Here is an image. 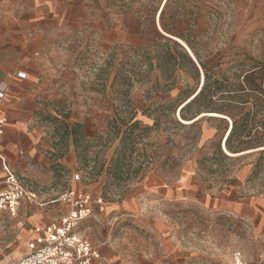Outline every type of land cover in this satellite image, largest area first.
Masks as SVG:
<instances>
[{
    "label": "rangeland",
    "instance_id": "rangeland-1",
    "mask_svg": "<svg viewBox=\"0 0 264 264\" xmlns=\"http://www.w3.org/2000/svg\"><path fill=\"white\" fill-rule=\"evenodd\" d=\"M32 1L0 0V43L9 41L7 31L18 42L17 21ZM47 1L76 30L55 34L71 96L39 115L43 166L17 174L36 199L22 202L16 215L0 213V264L24 258L34 226L64 214V206L45 204L71 188L107 205L80 232L115 264H234L236 254L244 264H264V0ZM118 37L98 49V41ZM164 39L193 55L198 74L185 67L168 81L160 77L154 55ZM203 87L185 113H198L195 120L163 110L180 93L185 100ZM124 93L135 120L150 130L130 158L139 172L116 183L107 170L120 142L108 136L112 119L127 110ZM63 122L84 126L86 165L71 138L62 142ZM235 122L230 155L223 144ZM187 173L200 184L197 194L175 189ZM150 177L174 187L171 195L147 186Z\"/></svg>",
    "mask_w": 264,
    "mask_h": 264
},
{
    "label": "crops",
    "instance_id": "crops-1",
    "mask_svg": "<svg viewBox=\"0 0 264 264\" xmlns=\"http://www.w3.org/2000/svg\"><path fill=\"white\" fill-rule=\"evenodd\" d=\"M33 1L31 5H25L21 18L17 21L19 25L15 33L19 35L18 42L12 36V31H7L5 28L4 30L10 34V38L8 37V42L0 43V88L5 87L6 92V97L0 107V118L7 120L0 150L18 178L17 174L31 175L33 168L38 165L40 168L43 166L41 149L46 147V143L43 140L44 132L40 125L39 115L52 113V109L56 105L64 107L71 96L64 76L68 62L66 64L58 59L59 49L55 34L72 33L75 27L67 23V13L60 20L50 1ZM121 40L120 37L112 40L103 38L97 43L98 49L107 50L116 42L120 43ZM64 47L65 44H63ZM20 73L24 74L26 78L18 79L17 74ZM72 154L71 150V158ZM61 162L73 166L72 160L67 158ZM4 177L0 162V179ZM149 184L152 188H157L155 192L159 190L165 196H170L172 188H174L170 187L171 185L163 179L154 181L153 177L148 179L146 185L149 186ZM23 185L29 190L24 183ZM175 189L180 190L182 195L189 192L197 194L200 184L193 174L187 173L177 182ZM74 190L89 194L83 190ZM184 190H188V192ZM101 200V198H94L89 206L92 213L86 220L98 209L100 212H105L107 205L103 201L99 205ZM53 201L48 202L45 206L61 205L52 204ZM199 203L197 202V204ZM62 206L65 207L61 209L64 214L55 220L48 219L44 223L35 225L29 240L35 237L37 229L59 223L68 214L69 208L65 205ZM34 220L38 221V217H35ZM83 223L84 221L78 226L79 232L80 225ZM80 233L83 235L82 232Z\"/></svg>",
    "mask_w": 264,
    "mask_h": 264
},
{
    "label": "built area",
    "instance_id": "built-area-1",
    "mask_svg": "<svg viewBox=\"0 0 264 264\" xmlns=\"http://www.w3.org/2000/svg\"><path fill=\"white\" fill-rule=\"evenodd\" d=\"M18 79H25L24 74H17ZM6 97L5 87L0 88V107ZM6 118H0V145L5 136ZM0 162L5 174L0 179V213L16 215L22 202H32L36 195L30 192L11 169L0 150ZM80 176L73 179L78 182ZM92 199L82 191L70 189L55 199L52 204H61L69 208V212L59 223L43 229L26 245L27 254L24 258L10 264H114L104 256L96 245L77 229L92 213ZM102 200L99 201V205ZM101 210L102 207H101ZM234 264H244L241 254H236Z\"/></svg>",
    "mask_w": 264,
    "mask_h": 264
},
{
    "label": "trees",
    "instance_id": "trees-1",
    "mask_svg": "<svg viewBox=\"0 0 264 264\" xmlns=\"http://www.w3.org/2000/svg\"><path fill=\"white\" fill-rule=\"evenodd\" d=\"M163 15V12L162 14ZM165 44L160 45L161 49L157 51L154 55L155 59V68L160 72V77L163 80L168 81L177 71L182 70L185 67H192L194 72L198 74V69L185 51V49L179 43L171 44V41L164 39ZM190 46V44H188ZM191 49H193L191 47ZM174 85V83H173ZM169 91V90H168ZM205 88L195 96L183 99V93L178 95L176 101L171 102L167 101L162 106L164 111L171 112L179 110L180 118L182 121H193L199 114L196 113L192 119H188L185 115L186 111L193 107L200 97L203 96ZM121 103L127 109L125 112H122L123 115L118 118L112 119L110 123L111 133L109 134V139H118L120 142L119 147L117 148L114 156L112 157L107 173L114 182H123L126 180V176L129 177L130 173L137 174L138 169L133 170V163L130 161L132 154L135 152L134 145L145 138L146 133L149 132V128H141V123L136 118V112L134 111L133 102L129 98L127 93L122 95ZM183 103V104H182ZM176 104V106H175ZM182 104L180 108L177 105ZM177 107V108H176ZM159 111V109H157ZM157 112V111H156ZM177 124L183 126L179 121H176ZM160 124V117H157L155 127L158 128ZM62 126L65 130L64 135L61 137L62 142H65L67 138H71V142L75 146L79 162L84 165L87 164V147L84 145L85 134L84 126L81 123L77 124H68L66 122L62 123ZM141 130L142 134H135L136 131ZM236 132V122L233 125V128L226 139V147L230 154H235V149L231 146V140ZM64 157V154L60 156V159Z\"/></svg>",
    "mask_w": 264,
    "mask_h": 264
},
{
    "label": "bare ground",
    "instance_id": "bare-ground-1",
    "mask_svg": "<svg viewBox=\"0 0 264 264\" xmlns=\"http://www.w3.org/2000/svg\"><path fill=\"white\" fill-rule=\"evenodd\" d=\"M166 1H167V0H166ZM180 42H181V41H180ZM192 56H193V55H192ZM209 115L222 117L221 115H218V114H209ZM185 123H186V122H185ZM231 130H232V127H231V129L229 130L227 137L229 136ZM226 139H227V138H226ZM225 145H226V144L224 143V144H223V147H224ZM225 151H226V150H225ZM226 152H227L228 154H230L228 151H226ZM230 155H232V154H230Z\"/></svg>",
    "mask_w": 264,
    "mask_h": 264
},
{
    "label": "water",
    "instance_id": "water-1",
    "mask_svg": "<svg viewBox=\"0 0 264 264\" xmlns=\"http://www.w3.org/2000/svg\"><path fill=\"white\" fill-rule=\"evenodd\" d=\"M188 52V51H187ZM191 56V55H190ZM191 58L193 59V57L191 56ZM194 60V59H193ZM224 150H225V148H224Z\"/></svg>",
    "mask_w": 264,
    "mask_h": 264
}]
</instances>
